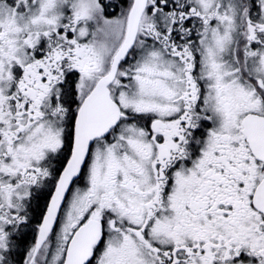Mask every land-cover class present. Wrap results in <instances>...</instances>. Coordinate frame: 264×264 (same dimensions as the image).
<instances>
[{"label":"snow or ice","instance_id":"obj_1","mask_svg":"<svg viewBox=\"0 0 264 264\" xmlns=\"http://www.w3.org/2000/svg\"><path fill=\"white\" fill-rule=\"evenodd\" d=\"M0 264H264V0H0Z\"/></svg>","mask_w":264,"mask_h":264}]
</instances>
